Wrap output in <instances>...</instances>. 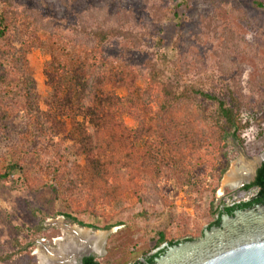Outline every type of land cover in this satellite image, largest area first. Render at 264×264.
<instances>
[{
	"label": "trees",
	"instance_id": "obj_1",
	"mask_svg": "<svg viewBox=\"0 0 264 264\" xmlns=\"http://www.w3.org/2000/svg\"><path fill=\"white\" fill-rule=\"evenodd\" d=\"M28 1L34 6L0 0V138L7 137L14 106H21L23 116L15 141L0 155V184L10 185L16 175L31 193L51 186L69 209L62 214L66 222L82 226L77 216L87 215L106 228L120 225L113 220L137 206L157 203L171 209L174 201L164 191V171L180 172L195 203L204 193H215L230 160L228 138L239 141L248 124L242 116L264 108V59L258 51L231 29L217 34L214 29L217 67L199 61L193 68L180 39L173 44L176 57H169L159 34L134 25L133 10L110 14L94 0H58L60 6ZM253 5L264 9V0ZM62 8L70 24L57 18ZM148 10L154 23L175 16L170 3L152 4ZM203 19L206 30L217 23L214 16ZM60 24L67 37L55 30ZM23 39L48 57L42 74L50 92L43 111L23 68ZM114 44L128 55L147 52L143 66L107 51ZM247 56L260 64L254 80L244 83L239 62ZM116 88H123L124 96ZM122 115L136 127L128 129ZM56 127L67 142L63 147L53 143ZM46 153L51 157L44 160ZM260 172L262 183L264 168ZM214 212L210 205L206 215ZM138 216L147 218V213ZM154 237L157 246L182 241L168 239L164 232ZM82 264L104 262L86 257Z\"/></svg>",
	"mask_w": 264,
	"mask_h": 264
},
{
	"label": "rangeland",
	"instance_id": "obj_2",
	"mask_svg": "<svg viewBox=\"0 0 264 264\" xmlns=\"http://www.w3.org/2000/svg\"><path fill=\"white\" fill-rule=\"evenodd\" d=\"M29 6H34L28 0H20ZM48 3L60 6L58 0H47ZM95 1V0H94ZM95 5L105 6L110 14L116 11L135 13L134 25L146 28L150 34H159L164 41L162 51L171 58H175L177 50L173 47L175 41L180 39L181 48L186 51L194 68L196 62H202L208 67H217V57L214 53L217 42L216 34L223 29H231L234 33L251 44L258 54L264 59V9L253 5L254 0H96ZM92 2L90 0L88 3ZM169 4L173 8L175 16L166 22L154 23L148 15V8L152 4ZM82 4L87 5L85 2ZM92 4V3H91ZM37 9L40 6L35 5ZM214 16L215 24L209 30L202 27L204 17ZM59 21L65 20L70 24L68 12L60 10ZM57 20V19H56ZM60 29L55 28L62 36L67 37L68 31L60 24ZM180 45V44H179ZM20 44H17L19 47ZM36 44L23 39L21 49L26 52L24 71L27 75L32 92L38 98L37 107L43 111V99L50 92V87L42 74V66L48 60L44 52L37 48ZM117 45L107 48L112 54L137 66H143L148 53L141 55H128ZM242 80L244 83L252 82L257 75L259 62L250 57H241ZM110 88V87H109ZM119 96H124L123 88H116ZM12 118L8 120L7 137L0 138V155L5 153L8 144L15 141L16 133L21 127L22 108L14 106ZM128 129H134L136 123L127 115L120 117ZM243 121H248L246 129L240 134L239 141H227L229 151V163L222 175L215 193H204L201 200L195 203V194L181 181L178 171H164L162 173L164 191L168 199L174 201L171 209H164L157 203H149L145 206H137L113 220L121 223L118 226L106 228L102 220H95L87 215L77 216V223H69L64 220L62 214L69 209L57 200L51 188L31 193L16 180V175L10 185L0 184V264H39L37 251L41 250L48 256L57 253V245L54 239L62 237L61 229L77 226L92 232H109L105 241L103 255L89 253L97 261L104 264H132L142 261L154 253L161 246L155 245V235L164 232L168 239L187 240L196 239L194 234H200L213 220V214L207 216L210 205L218 209L222 204V191L227 195L222 180L232 166L245 170L251 169L253 161L245 159L243 153L250 156L264 149V108L260 114H244ZM53 143L57 146H65L63 131L56 127ZM61 134H60V133ZM69 143V142H68ZM49 153L43 155L44 160L49 159ZM81 162V159H78ZM121 206L116 205L115 209ZM146 211L147 218L138 216V213ZM38 229V230H36ZM197 237V238H198ZM65 239V238H64ZM85 252V251H83ZM84 255V254H83ZM82 256V255H81ZM80 255H75L72 264H79Z\"/></svg>",
	"mask_w": 264,
	"mask_h": 264
},
{
	"label": "water",
	"instance_id": "obj_3",
	"mask_svg": "<svg viewBox=\"0 0 264 264\" xmlns=\"http://www.w3.org/2000/svg\"><path fill=\"white\" fill-rule=\"evenodd\" d=\"M155 261L156 264H264V206L223 216L219 227L204 230L203 236L196 239L166 247L165 254Z\"/></svg>",
	"mask_w": 264,
	"mask_h": 264
},
{
	"label": "flooded vegetation",
	"instance_id": "obj_4",
	"mask_svg": "<svg viewBox=\"0 0 264 264\" xmlns=\"http://www.w3.org/2000/svg\"><path fill=\"white\" fill-rule=\"evenodd\" d=\"M230 141H238L235 140L234 138H228ZM264 149H262L259 153H255V155L250 156L248 154L243 153L245 159L248 161L252 162L253 158L257 155L263 154ZM264 168V159H261L259 162H255L253 167L249 170H246L245 172L242 171L240 173H243L245 175L244 179L240 180L239 184L233 188H229L225 186L227 190V195L224 197V191H222L221 196L222 198V204L218 209H215V212L213 214V221L218 220L217 224H211L209 223L204 230H209L212 227H219L222 223V217L223 216H233L236 212L239 211H244L247 209H254L257 207L264 206V181L260 183V178L261 172ZM259 179V181H258ZM247 204V205H245ZM227 208H231V210H227ZM204 230L202 231L200 236H203ZM184 241H189V240H184ZM184 241H180L184 242ZM178 244V243H177ZM165 245V246H163ZM161 247L158 248L154 253L151 255L147 256L145 259L142 261H137L141 262L143 264H149L146 263V259L154 254H156V257L153 259L152 264H156V258H159L165 254L166 247H168L167 243H163L160 245ZM163 246V247H162ZM86 257H93L91 255H82L79 259L78 262L79 264H82V259ZM94 258V257H93ZM137 262H134L132 264H135Z\"/></svg>",
	"mask_w": 264,
	"mask_h": 264
},
{
	"label": "bare ground",
	"instance_id": "obj_5",
	"mask_svg": "<svg viewBox=\"0 0 264 264\" xmlns=\"http://www.w3.org/2000/svg\"><path fill=\"white\" fill-rule=\"evenodd\" d=\"M261 159H264V153L256 157V159L253 161V165L255 162H259ZM244 170V166H242L240 169L232 166L230 170L225 173L222 180V185L229 188L237 186L240 180L244 179L245 177L243 173H240ZM61 235L62 237L54 239V244L57 245L58 250L55 255L48 256L41 250L37 251L39 264H72L73 260L69 258H74L76 252L83 251H89L90 253L103 255L104 241L108 235V232H92L88 229H82L77 226H73L71 228L62 227Z\"/></svg>",
	"mask_w": 264,
	"mask_h": 264
}]
</instances>
